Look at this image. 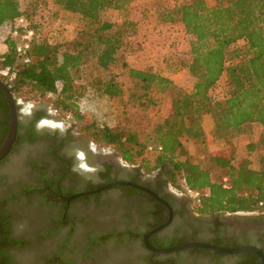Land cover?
<instances>
[{
  "label": "trees",
  "instance_id": "16d2710c",
  "mask_svg": "<svg viewBox=\"0 0 264 264\" xmlns=\"http://www.w3.org/2000/svg\"><path fill=\"white\" fill-rule=\"evenodd\" d=\"M48 2L30 0L29 10L23 11L20 0H0V28L22 14L32 21ZM53 2L76 17L75 36L64 42L41 36L33 43L28 62L16 53V43L8 36L4 41L8 53L1 67L13 76L10 85L14 94L23 89L39 96L55 94V107L78 114V100L90 89L109 98L121 111V126L94 128L96 139L115 146L131 162L151 161L153 168L161 164L169 167L175 186L185 180L190 189L203 194L200 206L204 211L261 208L264 0H215L213 5L206 0H155L151 4L153 17L146 10L133 8V0ZM140 13V18L134 17ZM40 26L33 24L36 29ZM166 27L172 30L173 38L166 46L173 58L165 61L166 57H161L159 64L165 65L167 74L131 66L128 54L143 47L140 31L148 28L161 34ZM181 43L188 44L187 57L179 58L176 52ZM180 70L193 79L190 89L171 78ZM0 79L8 82L2 76ZM222 79L225 87L221 95H213ZM158 95L170 98L171 111L152 122L150 111L158 105ZM205 115L213 119L209 133L203 127ZM253 126L259 128V136L247 142V156L238 159L234 143ZM217 140L231 146L230 158L218 157L209 149ZM187 141L198 144V157L187 150Z\"/></svg>",
  "mask_w": 264,
  "mask_h": 264
},
{
  "label": "flooded vegetation",
  "instance_id": "af4514ba",
  "mask_svg": "<svg viewBox=\"0 0 264 264\" xmlns=\"http://www.w3.org/2000/svg\"><path fill=\"white\" fill-rule=\"evenodd\" d=\"M15 101L18 133L0 162V264H262L253 252L160 251L202 242L264 252V209L204 211L169 167L77 136L48 118L49 104L20 111ZM10 115L1 90L0 146ZM119 181L135 185L95 192Z\"/></svg>",
  "mask_w": 264,
  "mask_h": 264
},
{
  "label": "rangeland",
  "instance_id": "374dc122",
  "mask_svg": "<svg viewBox=\"0 0 264 264\" xmlns=\"http://www.w3.org/2000/svg\"><path fill=\"white\" fill-rule=\"evenodd\" d=\"M22 9L26 11L29 8L30 0H20ZM155 0H133L132 7L137 8L139 11L146 10L149 12V16L153 17L151 4ZM173 2V0H170ZM177 2L187 1V0H176ZM209 5H213L215 0H206ZM135 6V7H134ZM50 12V18H48L47 23L42 24L40 28L41 36H47L52 41L64 42L75 36L77 20L76 17L58 6H56L53 0H49L48 4L44 6ZM29 10V9H28ZM138 11V12H139ZM151 13V14H150ZM32 14V12H30ZM141 13L133 15L134 17H141ZM44 19V17H41ZM8 32L5 28H0V76L7 78V83L12 82V77L9 74L4 75L6 69L1 67L6 54L8 53V46L5 44V39L8 37ZM164 36V37H163ZM164 39V40H163ZM170 31L162 30L161 34L155 33L153 29L145 28L140 33V41L143 44L142 50L136 54H128V60L131 66H137L140 58L144 60V69L152 68L158 72L167 74L165 65L159 64L160 58L166 57L171 60L173 57L170 55L166 44L171 42ZM160 41L162 43H160ZM179 58L187 57L189 53V47L187 43H181L176 51ZM157 58V59H156ZM149 59H156L153 64L148 62ZM165 63V62H164ZM172 79L181 87L190 89L193 84V79L189 77L186 72L177 71L171 75ZM121 81L126 82L127 86L129 80L124 77H119ZM11 86V85H10ZM225 87V79H222L218 85L213 89L212 94L220 96L223 88ZM17 102L19 103L20 111H26L29 108L46 107L48 118H52L51 121H62L64 122V128H73L74 132L78 136L79 133L86 134L91 141L97 142L101 148L109 146L111 144L106 143L104 140H98L95 138L94 128L101 129L104 126L110 128H119V115L120 109L113 107L109 98L101 95H97L92 90L88 89L85 91L81 99L78 100L79 113L64 111L60 108L54 106L56 100L55 94H48L46 96H39L36 93H31L28 89H23L18 94H15ZM159 103L158 105L150 111V120L152 122H157L164 119L171 111V100L170 98L158 95ZM203 127L204 130L209 133L213 127V119L209 115L203 117ZM260 130L258 127L253 126L247 133V135L240 137L234 143L236 146V157L241 159L247 156L246 144L248 141L255 140L258 138ZM115 147V146H113ZM116 148V147H115ZM187 150L194 156L198 157L201 154L199 151L198 144L193 141L186 142ZM117 149V148H116ZM209 149L214 155L223 158L231 157V146L225 143L223 140H217L209 145ZM147 158L150 160L153 156L148 152ZM251 163L253 167L258 164L255 162L254 157H251ZM151 162V161H150ZM139 163V162H136Z\"/></svg>",
  "mask_w": 264,
  "mask_h": 264
},
{
  "label": "water",
  "instance_id": "95a60500",
  "mask_svg": "<svg viewBox=\"0 0 264 264\" xmlns=\"http://www.w3.org/2000/svg\"><path fill=\"white\" fill-rule=\"evenodd\" d=\"M0 88L1 90L4 92V94L7 97L9 106H10V129L8 132V135L6 137V139L4 140V142L1 144L0 146V162L7 156L9 155V153L11 152L12 146L16 140L17 137V133H18V109H17V103L15 101V97L13 95V92L11 90V88L8 86L7 83L3 82L0 79ZM121 185H135L131 182H126V181H119V182H115V183H110L108 185H104L100 188H98L97 190H95V192L101 191L102 189L108 188V187H112V186H121ZM192 248H200V249H207L210 250L212 252H218V253H223V254H227V255H236V254H240V253H245V252H253L256 253L260 260L261 263L264 264V252L263 249L257 246H242V247H238V248H234V249H227V248H220V247H216L214 245L208 244V243H202V242H189L168 250H162L160 251L161 253H166V252H174V251H178L181 249H192Z\"/></svg>",
  "mask_w": 264,
  "mask_h": 264
},
{
  "label": "built area",
  "instance_id": "2783aa9c",
  "mask_svg": "<svg viewBox=\"0 0 264 264\" xmlns=\"http://www.w3.org/2000/svg\"><path fill=\"white\" fill-rule=\"evenodd\" d=\"M41 17H44V19ZM48 18H50V12L47 9L42 8L38 10L36 17L32 21L22 14L12 23L6 24L2 27L5 28L8 35L15 41L16 53L19 54L25 62H28L31 59L30 52L32 50L33 43L41 37L39 28H34L33 24L40 26L47 23ZM8 74L9 71L6 69L4 75ZM149 149L153 150V147L151 146ZM159 150H161V148H159ZM181 187L195 201L200 202L202 200L203 194L200 191L190 189L185 180H182ZM260 207L264 209V202L260 203Z\"/></svg>",
  "mask_w": 264,
  "mask_h": 264
},
{
  "label": "crops",
  "instance_id": "0c3cea01",
  "mask_svg": "<svg viewBox=\"0 0 264 264\" xmlns=\"http://www.w3.org/2000/svg\"><path fill=\"white\" fill-rule=\"evenodd\" d=\"M2 28V27H1ZM169 29V31H170V39H172L173 38V36H171V34H172V30L170 29V28H163V30H168ZM142 31V30H141ZM141 31H140V33H141ZM154 31V30H153ZM155 33H156V31H155ZM164 37V36H163ZM139 40H140V34H139ZM164 40V39H163ZM160 43H162L161 41H160ZM143 45V44H142ZM136 54V53H135ZM129 61V60H128ZM144 60H142L141 58H140V61H138V63H137V66H133V67H135V68H139V69H144L143 67H144ZM148 62H150V64H153V62H154V59H149L148 60ZM172 78V77H171Z\"/></svg>",
  "mask_w": 264,
  "mask_h": 264
}]
</instances>
